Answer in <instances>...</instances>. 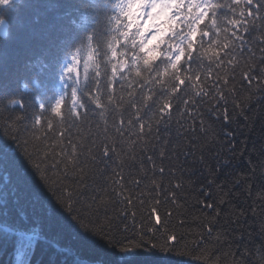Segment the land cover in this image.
<instances>
[{
    "label": "snow or ice",
    "instance_id": "1",
    "mask_svg": "<svg viewBox=\"0 0 264 264\" xmlns=\"http://www.w3.org/2000/svg\"><path fill=\"white\" fill-rule=\"evenodd\" d=\"M0 174V264L264 262V0H0Z\"/></svg>",
    "mask_w": 264,
    "mask_h": 264
},
{
    "label": "trees",
    "instance_id": "2",
    "mask_svg": "<svg viewBox=\"0 0 264 264\" xmlns=\"http://www.w3.org/2000/svg\"><path fill=\"white\" fill-rule=\"evenodd\" d=\"M28 88H29V90H31L32 85L29 84ZM246 97H247V93L243 94L241 96V99H246ZM257 107H259V106L257 105ZM229 110H231V106H229ZM243 123L244 122L241 121V129L237 130L238 131V136H237V146L238 147L240 146V142L243 141L244 137L246 135H248V130L243 128ZM233 127H235V125H233ZM249 127H251V125H249ZM251 135L257 136L258 132H253ZM251 143H252V141H251V139H249V147H251ZM257 147H259V145H257ZM138 154H139V149H137V155ZM253 159H255V156L253 157ZM242 167H243V165H242ZM128 170L134 171V169H128ZM0 175H2V174H0ZM177 175H179V173ZM198 175H199V173H197V177H198ZM197 177H191V179L196 180ZM183 179H184V183H185L186 188L183 192H181L179 194V197H178V200L176 203L171 202V200H169V202L166 204L163 203L164 197L161 194L162 204H161L160 211H161L162 215L165 212V210L171 211L172 212V223L174 225L177 224V221L180 218H183L186 221L184 229H178V230H182V231H186V232H190V233H198L199 231H201L199 225L201 223H203L204 219H205V215H203L201 213V209L197 205L198 189L196 191H193L191 188L187 187V185L190 182L189 177L187 175H185V177ZM221 179H223V177ZM176 182L177 181H173V184H175ZM236 194L239 195L241 197V199H243V190L242 189H238ZM259 223H260V217L259 216H257L255 221H253L250 218L247 222L248 225H252L253 227H257L259 225ZM226 224H227V220L222 219V225H226ZM245 227L247 228V225H245ZM247 230L252 231V228H247ZM214 235H215V233H214ZM255 235H256V233L253 232V236H255ZM188 238H189V241L191 242L195 239V236L189 235ZM254 243H255V247L259 248V242L257 241ZM206 247H208V249H209L208 252H204L203 249H200V251H197L195 253H190L188 256L172 257L170 261H166V264H204L206 257L211 255V252L213 250L212 244L206 245ZM234 250L235 249L233 248V251ZM227 251H228L227 248L222 249V253L226 254ZM83 253H84L85 257L95 255L87 247L83 248ZM201 253H203V255H201ZM217 257H221V253H217L216 257H213L212 264H214V261ZM260 257H261V253L255 252V254L253 256L254 264H264V262L260 261ZM124 264H136V254L135 253L128 254V256L124 260ZM221 264H224V261L222 259H221ZM227 264H231V257L228 258Z\"/></svg>",
    "mask_w": 264,
    "mask_h": 264
}]
</instances>
